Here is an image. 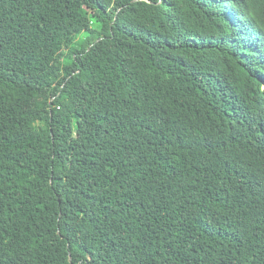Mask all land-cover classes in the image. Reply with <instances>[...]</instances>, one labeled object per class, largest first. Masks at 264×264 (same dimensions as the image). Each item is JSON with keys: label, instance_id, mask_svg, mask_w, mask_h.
<instances>
[{"label": "trees", "instance_id": "1", "mask_svg": "<svg viewBox=\"0 0 264 264\" xmlns=\"http://www.w3.org/2000/svg\"><path fill=\"white\" fill-rule=\"evenodd\" d=\"M0 264H264V0H0Z\"/></svg>", "mask_w": 264, "mask_h": 264}]
</instances>
